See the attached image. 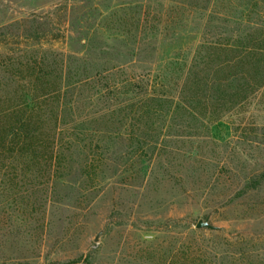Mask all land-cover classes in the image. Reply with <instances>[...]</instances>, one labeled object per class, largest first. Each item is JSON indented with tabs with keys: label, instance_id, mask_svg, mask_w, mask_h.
I'll return each mask as SVG.
<instances>
[{
	"label": "trees",
	"instance_id": "1",
	"mask_svg": "<svg viewBox=\"0 0 264 264\" xmlns=\"http://www.w3.org/2000/svg\"><path fill=\"white\" fill-rule=\"evenodd\" d=\"M155 5L162 2L135 4L129 49L101 40L70 52L44 47L87 42L70 34L66 10L33 19L16 33L20 43L6 42L19 48L0 62L2 175L46 191L68 175L95 178L115 154L145 173L157 160L202 164L200 144L225 141L215 129L264 94V0H229L195 43L167 54H159ZM181 140L192 145L177 148ZM263 179L255 174L245 186L256 190Z\"/></svg>",
	"mask_w": 264,
	"mask_h": 264
},
{
	"label": "rangeland",
	"instance_id": "2",
	"mask_svg": "<svg viewBox=\"0 0 264 264\" xmlns=\"http://www.w3.org/2000/svg\"><path fill=\"white\" fill-rule=\"evenodd\" d=\"M228 1L160 0L153 9L163 21L159 54L195 43ZM140 2L0 0V62L19 48L6 42L20 43L16 33L33 19L65 10L70 34L87 42L44 47L70 52L101 40L129 49ZM215 131L225 141L201 143L202 164L157 160L139 173L136 160L115 154L95 178L68 175L46 191L0 172V264H264V179L256 190L245 186L264 173V94ZM23 191L28 203L17 198ZM205 218L216 228L196 227Z\"/></svg>",
	"mask_w": 264,
	"mask_h": 264
},
{
	"label": "water",
	"instance_id": "3",
	"mask_svg": "<svg viewBox=\"0 0 264 264\" xmlns=\"http://www.w3.org/2000/svg\"><path fill=\"white\" fill-rule=\"evenodd\" d=\"M196 227L198 228H201V227H205V228H208V229H215L216 227L213 226L212 224H210L208 222V219L205 218L204 220L203 219H199L196 223Z\"/></svg>",
	"mask_w": 264,
	"mask_h": 264
}]
</instances>
